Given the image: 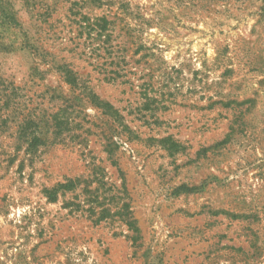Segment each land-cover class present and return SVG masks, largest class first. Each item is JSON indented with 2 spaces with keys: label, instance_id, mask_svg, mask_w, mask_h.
<instances>
[{
  "label": "rangeland",
  "instance_id": "1",
  "mask_svg": "<svg viewBox=\"0 0 264 264\" xmlns=\"http://www.w3.org/2000/svg\"><path fill=\"white\" fill-rule=\"evenodd\" d=\"M0 264H264V0H0Z\"/></svg>",
  "mask_w": 264,
  "mask_h": 264
}]
</instances>
